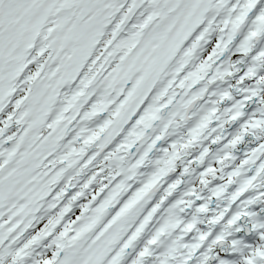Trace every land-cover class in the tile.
I'll return each instance as SVG.
<instances>
[{"label":"snow or ice","instance_id":"1","mask_svg":"<svg viewBox=\"0 0 264 264\" xmlns=\"http://www.w3.org/2000/svg\"><path fill=\"white\" fill-rule=\"evenodd\" d=\"M0 264H264V0H0Z\"/></svg>","mask_w":264,"mask_h":264}]
</instances>
